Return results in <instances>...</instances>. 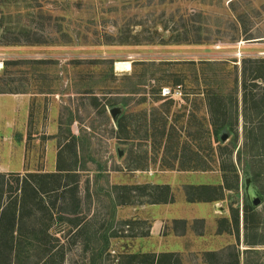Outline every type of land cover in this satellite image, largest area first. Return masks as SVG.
Returning a JSON list of instances; mask_svg holds the SVG:
<instances>
[{
    "label": "rangeland",
    "instance_id": "rangeland-1",
    "mask_svg": "<svg viewBox=\"0 0 264 264\" xmlns=\"http://www.w3.org/2000/svg\"><path fill=\"white\" fill-rule=\"evenodd\" d=\"M6 31H22L32 42L7 46ZM243 58L264 59V0H0V85L31 100L30 123L7 138V153L15 155L9 146L25 138L28 166L48 172L60 146L61 167L78 169V217L84 222L93 215L75 236L58 211L60 202L54 206L46 223L59 240L52 245L62 246L64 264H132L147 223L138 220V204L152 201L146 195L158 197L155 183H163L161 171L171 167L227 176L232 191L215 210L238 216L239 264H264V158L250 160L247 152L237 160L242 121L222 141L223 134L213 133L204 97L207 89L234 91ZM4 62L19 64L4 69ZM120 63L129 68L117 72ZM162 88L180 92L163 98ZM113 108L119 111L115 121ZM17 160L3 162L15 166ZM118 187L127 190L116 192ZM250 189L262 198L256 208ZM213 190L222 193L216 187L204 191ZM209 209L203 237L166 242L182 264H191L188 254L233 247L237 240L235 230L216 235L221 219L210 217ZM36 252L31 247V259L10 263L35 264ZM202 259L235 261L231 250Z\"/></svg>",
    "mask_w": 264,
    "mask_h": 264
},
{
    "label": "trees",
    "instance_id": "trees-1",
    "mask_svg": "<svg viewBox=\"0 0 264 264\" xmlns=\"http://www.w3.org/2000/svg\"><path fill=\"white\" fill-rule=\"evenodd\" d=\"M5 33L7 36L4 37V40L7 46L32 42L22 31L17 33L6 31ZM252 39L254 38L250 37L246 40ZM15 64L19 63L4 62L3 66L5 69L8 65ZM237 68L235 67L236 70ZM18 93L21 91L6 89L4 84L0 85V94ZM204 97L210 115V125L216 136L224 135V132L227 131L233 132L236 129L241 110L245 133L244 143L237 152V160L248 152L250 160L261 161L264 158V59L243 58L240 78L237 77V81H235V90L229 94H222L219 89H207ZM123 120L124 117H121L117 121L120 131L123 127ZM231 120L234 122L231 123ZM165 125L164 121L163 133H161L163 137L166 133ZM232 168L234 169V166ZM204 170L206 169L201 171ZM223 170L221 169V171ZM77 172L76 166L75 168H63L58 163L56 173L51 174H0V264H11L10 261L20 256L30 258L27 255L29 254L27 249L31 247L37 250L35 264H64L66 259L61 250L62 246L52 245V240L57 242L59 240L53 237L46 222L52 219L53 208L60 202L58 211L61 216L68 218L67 221L71 224V233L76 236L82 232L83 219L78 217L77 212L81 202L76 180ZM252 176H256L255 172H252ZM224 181L227 186V176L225 175ZM143 188L146 189V187ZM114 190L120 192L121 190L126 191L127 188L118 187ZM155 191L158 192L156 199L152 197V194L146 195L152 200L150 203L168 201L170 191L167 187H159V190ZM117 198L120 199L119 196ZM237 217H232L237 244L229 248L233 251L235 260L231 264H239V252L236 249L239 242ZM28 222H31L30 227ZM210 255L216 256L217 254Z\"/></svg>",
    "mask_w": 264,
    "mask_h": 264
},
{
    "label": "crops",
    "instance_id": "crops-1",
    "mask_svg": "<svg viewBox=\"0 0 264 264\" xmlns=\"http://www.w3.org/2000/svg\"><path fill=\"white\" fill-rule=\"evenodd\" d=\"M30 112L31 100L28 96L19 94H0V174H51L56 173L58 169L60 146H56L54 151L51 150V152L53 151L52 155H54L52 171L45 172L44 170H34L30 168L25 160V138L24 140L20 141L19 145L12 144L9 146V148L11 147L15 150V155L18 157L16 165L14 166L15 163L12 164L11 161L10 164H5L3 162L10 156H15L14 154H10L9 156L7 153V138L13 135L17 128L26 129L28 127V124L30 123ZM239 119L243 123L241 110ZM175 168H167L164 171L162 170L161 173H165L166 175V177H161L164 182L161 184L155 183V185H158L159 187H167L169 189L170 193L167 202L138 204L139 212L143 216L142 219L138 220H140V222L141 220L142 222L146 221L147 223L145 232L139 236L144 244L143 249L142 251H138L136 255L130 256V258L132 256L135 257V259H132V264H182V260L181 262L178 261L179 255L176 253V250L166 249V242L168 239L173 242L178 239H183L194 235L196 237H203V234L205 233L204 229L206 228L207 224H209V217L205 213L207 211V207H209V210L211 211L210 217H217V220L221 219L220 225H218L215 230L216 235H230L233 233L234 227L232 224V218L230 219V216H227V213L229 212L225 211L224 209V213L221 214L220 212L217 213L215 210L216 204H220V206H222L223 198L228 192L232 191L224 184L225 181L223 173L212 172L211 170H205L202 172H184L182 170L178 171ZM251 171L253 170L251 169ZM216 173H219L220 175L216 177ZM210 176H213L215 181H211L209 179ZM215 187L219 188L222 193H217L214 190L209 191L210 193L208 191H204L205 188ZM177 195L180 197L177 198ZM80 200L82 201L81 197ZM82 208L83 205L82 202H80L77 212L79 213ZM92 216V213H89L87 219L86 217L84 218V222L82 221L81 230L83 229V226H86L84 223L87 222V220H90ZM223 223H225L224 226H222ZM236 244L237 243L235 242V244L232 246ZM238 245L236 246V249L239 250ZM230 247L231 245L229 244L218 250H206L203 252L198 251V253H191L190 255L188 254V256H190L191 264H220L221 262H203L204 260L202 259V255L209 258H219L221 255L223 256V253L230 251ZM210 254L217 255L213 256Z\"/></svg>",
    "mask_w": 264,
    "mask_h": 264
},
{
    "label": "water",
    "instance_id": "water-1",
    "mask_svg": "<svg viewBox=\"0 0 264 264\" xmlns=\"http://www.w3.org/2000/svg\"><path fill=\"white\" fill-rule=\"evenodd\" d=\"M118 109L117 108H113L109 111L112 119L115 121L118 115ZM222 141H225L227 139L226 135H222L221 137ZM248 197L250 199L251 205L252 207H258L261 203H262V198L260 197V195L257 193V191L250 189L248 191Z\"/></svg>",
    "mask_w": 264,
    "mask_h": 264
},
{
    "label": "built area",
    "instance_id": "built-area-1",
    "mask_svg": "<svg viewBox=\"0 0 264 264\" xmlns=\"http://www.w3.org/2000/svg\"><path fill=\"white\" fill-rule=\"evenodd\" d=\"M179 90H172L170 88H162L161 89V96L163 98H174L177 93H179Z\"/></svg>",
    "mask_w": 264,
    "mask_h": 264
},
{
    "label": "bare ground",
    "instance_id": "bare-ground-1",
    "mask_svg": "<svg viewBox=\"0 0 264 264\" xmlns=\"http://www.w3.org/2000/svg\"><path fill=\"white\" fill-rule=\"evenodd\" d=\"M129 68V64H117L116 65V70L117 72H120L122 70H127Z\"/></svg>",
    "mask_w": 264,
    "mask_h": 264
}]
</instances>
